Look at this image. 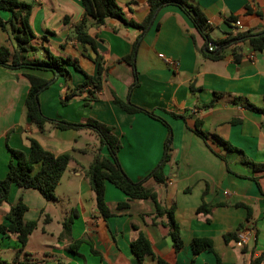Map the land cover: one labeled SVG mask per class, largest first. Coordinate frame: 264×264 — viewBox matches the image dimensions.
I'll return each mask as SVG.
<instances>
[{
    "label": "crops",
    "instance_id": "0c3cea01",
    "mask_svg": "<svg viewBox=\"0 0 264 264\" xmlns=\"http://www.w3.org/2000/svg\"><path fill=\"white\" fill-rule=\"evenodd\" d=\"M33 5L31 25L38 38L60 56L76 58L81 67L96 76L103 62V86L97 99L87 105V93L67 97L85 80L82 72L68 66L69 75H57L40 94L45 116L84 124L94 118L113 127L122 142L120 162L134 181L144 179L160 162L165 141L172 133L170 160L166 163L163 184L148 179L160 204L175 207L174 216L180 228L183 247L176 251L164 218L153 219L156 210L152 199L129 202L114 184L106 183V201L115 214L101 216L93 190L85 176L100 150L98 135L88 128L61 130L50 126L42 132L26 114L25 100L30 83L23 70L0 66V180L9 170L12 155L9 147L30 152L29 137L37 139L56 155L72 153L73 159L57 187L59 203L53 213L49 201L36 189L12 185L8 201L0 206V224L11 206L23 201L27 206L25 220H38L40 226L30 236L26 250L49 257L45 264H137L131 244L143 232L150 240L156 257L168 264H249L251 258L264 251V172L256 173L245 158L264 163V52L243 44L242 59L236 61L231 50L220 59L205 55L206 37L199 32L188 15L178 6L159 7L145 31L126 26L117 19L96 25L86 17L80 0H19ZM201 7L211 25L209 37L223 39L227 33L264 32V0H189ZM127 19L142 23L150 14L149 0H117ZM11 12L0 11L8 20ZM227 22L231 31L221 29ZM85 23L87 32L96 40L97 52L81 43L75 34L77 25ZM0 43H13L0 29ZM135 52L137 77L122 58ZM160 54L164 56L161 57ZM44 52H38L43 56ZM33 57V55H32ZM173 62V63H171ZM48 79L50 72L39 73ZM120 100L154 112L160 119L144 112L128 113L114 102ZM215 100L211 106L210 104ZM65 101V102H64ZM173 114L181 115L175 117ZM208 134H214L243 151V155L224 148L195 131L196 121ZM91 157V161L87 159ZM39 167V166H38ZM257 178V181L255 180ZM1 195V192H0ZM208 205V213L198 212ZM56 208V206H54ZM77 211L72 225L74 240L89 238L100 253L95 255L88 242L78 253L70 242L58 239L64 220ZM48 220L47 222L45 220ZM57 225V231L49 226ZM240 230H252L253 238L244 246L235 238L225 237ZM33 237L38 241L29 249ZM195 238L212 240L214 252L194 255ZM20 244L12 234H0V260L11 262ZM42 256V257H44ZM144 264H159L146 257Z\"/></svg>",
    "mask_w": 264,
    "mask_h": 264
},
{
    "label": "trees",
    "instance_id": "16d2710c",
    "mask_svg": "<svg viewBox=\"0 0 264 264\" xmlns=\"http://www.w3.org/2000/svg\"><path fill=\"white\" fill-rule=\"evenodd\" d=\"M80 1L85 9L86 17L91 18L96 25H103L109 19H117L123 22L126 26H132L142 29L143 31L149 26V23L154 18L159 7L175 5L188 15L199 32L206 37L205 55L207 57L215 60L220 59L223 57L224 52L230 49L234 54L235 60L240 61L243 56L241 48L245 43H249V45L256 51L264 52V32H231L227 33L228 36L223 39H210L208 32L211 29V25L208 22L206 14L199 5L194 4L189 0H149L150 14L142 23L127 19L117 0ZM32 9L33 5L27 2L19 0H0V11L6 10L11 12V17L8 20L0 18V29L9 34V39L13 43V47L10 46V44L0 43V66L11 70L25 71L23 72V75L30 83V88L25 100L27 117L32 123L36 124L42 132L46 131L50 126L61 130L79 129L84 127L94 131L100 139L99 149L106 147L108 150V156H102L99 152L100 150L94 152L93 161L86 168L85 176L95 194L96 205L101 216L107 221L109 217L115 215L106 201L107 182L114 184L128 197L127 201L119 203V208L129 207V202L133 200L152 199L155 202L156 210L150 215L153 216L154 220L157 218H164L162 225L168 229V234L172 238L174 248L176 251H179L184 243L179 225L175 220V207L171 206L167 208L162 206L157 192L146 185V181L150 178L158 184H163L166 181L164 168L166 163L170 160L172 144L170 127L154 112L136 106L130 101L124 102L115 94L113 95L114 102L126 112H144L151 117L162 120L169 128V134L165 141L164 154L160 162L144 179L134 181L128 176L120 162L118 154L122 148V142L113 132L112 126L94 118H88L84 124H77L65 120H54L45 116L40 105V94L52 84L57 75H69L70 72L68 66H72L76 70L82 72L85 76V80L76 85L67 97L70 98L76 95H82L86 92L87 97L85 99L88 101L87 105L97 99L96 94L103 86V73L105 69L103 62H99L98 73L96 76H92L81 67L76 58L56 55L44 44L41 46L35 45L33 42L38 36L34 33L31 25ZM75 34L81 43L90 45V47L97 52L96 40L87 32L85 23L76 26ZM210 42L217 44V48L213 51L209 50ZM40 51L44 52L42 57L38 56V52ZM122 61L132 67L134 76L137 77L135 52L123 57ZM43 72L52 73L54 78L48 79L39 74ZM213 103H215V100L210 106ZM249 107L264 111L263 109L252 105H249ZM173 115L175 117H183L177 114ZM194 131L205 141L212 138L227 150L236 151L244 156L242 150L236 148L219 136L208 134L202 130L201 123L198 120L196 121ZM28 139L30 145V152L28 154L19 149L9 147L13 159L9 164V170L6 177L0 180V206L3 202L8 201V195L13 184L25 189H36L46 200H55L57 197L56 189L58 184L74 157L72 153L56 155L46 149L37 139L33 137H29ZM245 162L254 169V172H264V163H256L248 158H245ZM255 180L257 181V178H255ZM27 210L28 206L23 201H20L16 205L11 206L10 210L6 213V223L0 224V234L15 235L20 244L12 261L8 262L6 260H0V264H45L49 259L47 256L38 258L37 255L26 250L30 236L39 226L38 220H25L24 215ZM209 211L210 207L205 204L198 208V212L208 213ZM76 216L77 211L75 210L64 220L58 239L70 242L71 245L69 249L74 253H78L79 247L83 242H88L91 246L92 253L100 255L89 238L81 240L73 239L72 225L74 223V217ZM45 221L47 222L48 220L46 219ZM237 234L238 232L228 234L225 239L231 240L235 238L237 240ZM131 249L137 259V264H144L146 257L156 259L159 264H168L161 258L156 257L149 238L143 232H139L137 239L131 244ZM192 249L194 255H197L202 251L214 252L213 242L207 238L193 239ZM190 264H194V260ZM217 264H220L219 258ZM249 264H264V251L260 256L251 258Z\"/></svg>",
    "mask_w": 264,
    "mask_h": 264
},
{
    "label": "rangeland",
    "instance_id": "374dc122",
    "mask_svg": "<svg viewBox=\"0 0 264 264\" xmlns=\"http://www.w3.org/2000/svg\"><path fill=\"white\" fill-rule=\"evenodd\" d=\"M87 159H89L91 161L92 158L89 156ZM56 196L57 197H56L55 200L49 201V209L53 213H55V211L58 209V206H59V210H61V208L63 207V205L61 203H59V198H58V195H57V189H56ZM54 206H56V208ZM42 224H44V222ZM42 224H39V226H38V228L36 230L37 234H39L38 232H39L40 226H42ZM44 225L46 226L47 224H44ZM51 227H52V225L49 226L50 229H51ZM53 228L55 229V231H57L59 227L57 225H54V227H52V229ZM37 241H38L37 237H33L31 243L28 245L29 249H34L35 244L37 243ZM35 255H37L38 258L44 256L43 254H37V253ZM9 260L12 261L11 258H9Z\"/></svg>",
    "mask_w": 264,
    "mask_h": 264
},
{
    "label": "built area",
    "instance_id": "2783aa9c",
    "mask_svg": "<svg viewBox=\"0 0 264 264\" xmlns=\"http://www.w3.org/2000/svg\"><path fill=\"white\" fill-rule=\"evenodd\" d=\"M217 48V44L214 43V42H210L209 43V50L210 51H213ZM161 57H163L164 55L163 54H160ZM173 63V62H171ZM253 232L252 230H240L238 231V239H237V243L241 246H244L246 245L252 238H253Z\"/></svg>",
    "mask_w": 264,
    "mask_h": 264
},
{
    "label": "water",
    "instance_id": "95a60500",
    "mask_svg": "<svg viewBox=\"0 0 264 264\" xmlns=\"http://www.w3.org/2000/svg\"><path fill=\"white\" fill-rule=\"evenodd\" d=\"M220 27H221V29L226 30V31L232 30V28L229 26V24L227 22L222 23Z\"/></svg>",
    "mask_w": 264,
    "mask_h": 264
}]
</instances>
